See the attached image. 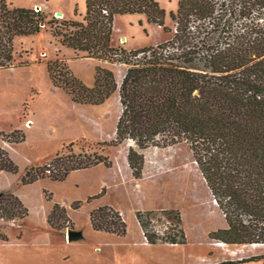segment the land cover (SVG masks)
I'll use <instances>...</instances> for the list:
<instances>
[{
  "label": "trees",
  "instance_id": "1",
  "mask_svg": "<svg viewBox=\"0 0 264 264\" xmlns=\"http://www.w3.org/2000/svg\"><path fill=\"white\" fill-rule=\"evenodd\" d=\"M85 6L81 20H58L41 9L0 0V67L12 64L14 37L38 33L42 24L61 45L124 64L118 86L121 111L110 144L131 142L127 162L133 176L142 175L146 148L186 143L227 224L209 236L225 244L264 245V0H178L176 12L169 13L174 27L163 26L171 36L135 49L112 46L114 18L142 13L148 22L163 25L166 12L157 0H85ZM59 62L46 63L48 76L75 103L100 104L117 89L108 68L97 66L94 83L87 86ZM15 132L19 136L8 142H23L25 133L15 129L10 134ZM63 149L42 165L26 167L20 183L62 181L71 171L109 162L106 156L63 154ZM0 171L18 172L1 146ZM80 206L79 200L72 203L73 209ZM157 214L167 219L161 232L153 224ZM27 215L16 194L0 191V219ZM89 218L96 231L127 232L121 213L111 206L92 209ZM135 218L150 244L186 243L174 209L137 210ZM46 222L57 231L74 226L59 203L52 205ZM263 259L252 254L216 264Z\"/></svg>",
  "mask_w": 264,
  "mask_h": 264
},
{
  "label": "rangeland",
  "instance_id": "2",
  "mask_svg": "<svg viewBox=\"0 0 264 264\" xmlns=\"http://www.w3.org/2000/svg\"><path fill=\"white\" fill-rule=\"evenodd\" d=\"M40 1L7 0L12 6L34 9L37 5H32ZM157 1L166 12L164 24L148 22L142 13L117 14L113 21L112 46L135 49L169 38L171 32L163 26L174 27L175 21L169 13L176 12L178 0ZM48 2L53 8L63 10L67 19L81 20L85 13V0ZM42 26L38 33L15 36L12 64L0 67V146L9 151L18 165L17 173L0 171V191L16 194L28 208L23 220L0 219V264H25L20 256L29 253V245L38 243H45L52 255L67 254L74 259L94 254L98 246L97 254L106 252L111 261L124 263L129 254L117 251L116 235L96 231L90 224V209L97 203L121 213L127 232L119 237L125 236V239L142 232L135 218L137 210L174 209L180 214L186 242L231 249L236 252L231 255L232 260L252 254L264 255V245L225 244L209 236L211 231L227 224L186 143L146 148L142 175L133 176L127 162L131 142L110 144L121 111L118 86L126 66L61 45L51 36L49 25ZM49 60L60 61L67 72L86 85L85 76L89 73L94 83L97 66L108 68L114 74L117 89L100 104L77 105L62 88L53 87L45 65ZM15 129L25 133V140L18 144L8 142L19 136V132L10 134ZM61 148H64L63 154L102 155L109 162L70 172L62 181L44 178L31 184L20 183L26 167L46 163ZM76 200L81 201V206L73 210L72 203ZM54 203L65 206L74 224L72 230L81 232L69 245L63 242L69 228L57 231L46 224V214ZM153 224L161 232L166 229L167 219L157 214ZM15 242L17 246H8Z\"/></svg>",
  "mask_w": 264,
  "mask_h": 264
},
{
  "label": "crops",
  "instance_id": "3",
  "mask_svg": "<svg viewBox=\"0 0 264 264\" xmlns=\"http://www.w3.org/2000/svg\"><path fill=\"white\" fill-rule=\"evenodd\" d=\"M35 5H37L36 9L38 8L43 11L50 12L51 14L59 18L67 19L66 13L58 7L53 8L48 0H42L40 2L34 3L32 7H34ZM82 8L83 2L81 3L80 7L81 11H83ZM57 13H60V15H58ZM44 54L46 55L45 51ZM85 77L87 78V85H91L93 83V77H91L90 73ZM76 104L79 105L78 103ZM100 205L103 204L97 203L93 208H96ZM93 208H91L90 210H92ZM224 222L226 224L225 220ZM75 230L81 233L80 230ZM114 237H116L115 248H117V251L120 253L125 252L126 254H129V257L124 263H120L119 261H111L110 259H108V255L106 254V252L97 254L95 251H98L100 249V247L98 246L94 248V254L87 253L79 258L74 259L67 254H62L59 256L52 255L51 251L48 250L49 248H47V245H45V243L29 245V253L23 254L22 257L20 256V258L25 261V264H216L218 262L231 259V255L233 253H236L231 249L225 250L213 245L207 246L205 244L197 245L190 243V241H187L186 243L158 242L150 244L146 242L142 232H139L138 235H135L130 239H125V236L119 237L116 235ZM74 240L76 239L68 240L66 238V234L64 235L63 242L66 245L71 244ZM11 245L17 246V242H15V244H8L9 247ZM216 253L218 254V257L215 256ZM237 264H264V261H244Z\"/></svg>",
  "mask_w": 264,
  "mask_h": 264
},
{
  "label": "water",
  "instance_id": "4",
  "mask_svg": "<svg viewBox=\"0 0 264 264\" xmlns=\"http://www.w3.org/2000/svg\"><path fill=\"white\" fill-rule=\"evenodd\" d=\"M57 14L60 15V13H57ZM80 236L81 235H80V233L78 231H73L71 229H67V231H66V237H67L68 240L77 239Z\"/></svg>",
  "mask_w": 264,
  "mask_h": 264
},
{
  "label": "bare ground",
  "instance_id": "5",
  "mask_svg": "<svg viewBox=\"0 0 264 264\" xmlns=\"http://www.w3.org/2000/svg\"><path fill=\"white\" fill-rule=\"evenodd\" d=\"M217 244H222L221 242H217ZM254 244H252V246H253Z\"/></svg>",
  "mask_w": 264,
  "mask_h": 264
},
{
  "label": "built area",
  "instance_id": "6",
  "mask_svg": "<svg viewBox=\"0 0 264 264\" xmlns=\"http://www.w3.org/2000/svg\"><path fill=\"white\" fill-rule=\"evenodd\" d=\"M215 201V200H214Z\"/></svg>",
  "mask_w": 264,
  "mask_h": 264
}]
</instances>
